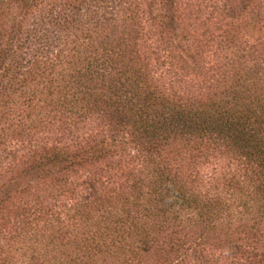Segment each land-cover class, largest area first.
Masks as SVG:
<instances>
[{"label":"trees","instance_id":"16d2710c","mask_svg":"<svg viewBox=\"0 0 264 264\" xmlns=\"http://www.w3.org/2000/svg\"><path fill=\"white\" fill-rule=\"evenodd\" d=\"M0 39V264H264V0H0Z\"/></svg>","mask_w":264,"mask_h":264},{"label":"rangeland","instance_id":"374dc122","mask_svg":"<svg viewBox=\"0 0 264 264\" xmlns=\"http://www.w3.org/2000/svg\"><path fill=\"white\" fill-rule=\"evenodd\" d=\"M127 1L130 2L133 0H127ZM122 7H124V5H122ZM132 7H134V5ZM9 11H10V14H8V16L6 17L7 22H9V24L13 26H17V28L18 26H21V25L25 26L26 28L27 27L32 28L33 26L34 27L36 26L37 21L32 16L33 11L29 9L25 3L19 2L13 7H11ZM21 39L22 40L20 42L18 40V44L22 43V41L24 40V37ZM0 44L3 47L7 45L5 43H2L1 39H0ZM23 57L30 58V56L27 54H23Z\"/></svg>","mask_w":264,"mask_h":264}]
</instances>
